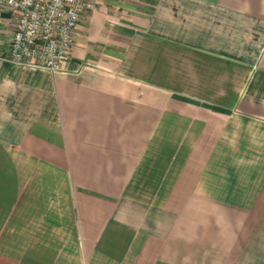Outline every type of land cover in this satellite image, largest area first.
<instances>
[{
    "label": "crops",
    "instance_id": "obj_1",
    "mask_svg": "<svg viewBox=\"0 0 264 264\" xmlns=\"http://www.w3.org/2000/svg\"><path fill=\"white\" fill-rule=\"evenodd\" d=\"M95 5L0 60V264H264V0Z\"/></svg>",
    "mask_w": 264,
    "mask_h": 264
},
{
    "label": "built area",
    "instance_id": "obj_2",
    "mask_svg": "<svg viewBox=\"0 0 264 264\" xmlns=\"http://www.w3.org/2000/svg\"><path fill=\"white\" fill-rule=\"evenodd\" d=\"M95 6V0H0V60L67 72L73 33Z\"/></svg>",
    "mask_w": 264,
    "mask_h": 264
}]
</instances>
